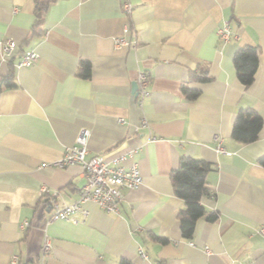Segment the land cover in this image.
I'll list each match as a JSON object with an SVG mask.
<instances>
[{"label": "crops", "instance_id": "crops-1", "mask_svg": "<svg viewBox=\"0 0 264 264\" xmlns=\"http://www.w3.org/2000/svg\"><path fill=\"white\" fill-rule=\"evenodd\" d=\"M36 1L0 0V45L8 37L17 42L9 56L0 49V264H13L14 255L16 264H119L121 257L134 264H264L257 231L264 224V0H129L130 14L123 0H52L35 31ZM225 22L227 41L217 33ZM127 24L138 44L117 47L113 37ZM243 46L258 49L249 86L234 64ZM29 49L38 59L16 67ZM84 67L89 76L80 75ZM11 70L12 87L2 81ZM141 70L150 75L142 103L133 86ZM184 86L198 95L187 97ZM246 108L263 118L248 142L232 134ZM83 128L87 157L125 154L123 164L137 163L142 183L123 190L117 211L86 201L85 222L47 224L49 193L70 204L85 183L81 164L50 165ZM181 156L211 165L201 203L216 218H198L190 238L178 217L185 200L171 178ZM46 236L52 248L45 253Z\"/></svg>", "mask_w": 264, "mask_h": 264}, {"label": "built area", "instance_id": "built-area-1", "mask_svg": "<svg viewBox=\"0 0 264 264\" xmlns=\"http://www.w3.org/2000/svg\"><path fill=\"white\" fill-rule=\"evenodd\" d=\"M121 10L124 14H130L133 10V3L129 0H123L121 2ZM124 34L113 37V43L117 47L121 46H136L138 39L136 33L132 39L128 38V35L132 32L130 25H125L123 28ZM218 35L224 40H229L231 35L228 22H225L223 26L217 30ZM17 46V42L14 38L8 37L1 42L0 49L3 56L11 55ZM39 57V54L34 49L25 51L17 60L15 66H28L34 63ZM150 75L147 71H139L137 82V97L139 102L142 103L143 99L150 92L149 89ZM119 121L123 122V118H119ZM141 125H147L145 119L142 120ZM89 131L83 128L76 138V142L69 146L64 154L55 162L50 165H57L60 167L68 164L79 163L82 165L85 176V183L81 187L79 198L70 204H60L56 200V193H49V201L51 212L47 220V224L57 219H64L70 222H85L90 210L84 206L86 201H93L101 208L107 211H117L118 203L123 197V190L127 188H136L142 183V173L137 163H132L130 166H125L123 160L125 154H119L111 159H106L104 155H93L87 157V140ZM217 141V149L223 150L222 137L215 135ZM46 165V164H45ZM46 185L41 186L43 193L48 192ZM28 221L21 224V227H26ZM258 232L264 235V224L258 228ZM193 244V242H190ZM52 248L51 239L46 236L43 251L49 252ZM206 250H209L208 246H205ZM140 255L144 258L147 257L146 252L140 248ZM17 256H13V264L17 263ZM246 264H252L247 262Z\"/></svg>", "mask_w": 264, "mask_h": 264}, {"label": "trees", "instance_id": "trees-1", "mask_svg": "<svg viewBox=\"0 0 264 264\" xmlns=\"http://www.w3.org/2000/svg\"><path fill=\"white\" fill-rule=\"evenodd\" d=\"M51 1H36L37 21L34 28L35 31L39 29L38 27L44 18V12ZM234 64L240 80L247 86L251 85L255 80V72L259 64L258 49L253 46L241 47L235 53ZM80 75L89 76V69L84 67ZM207 78L198 77L201 80ZM2 81L7 86H15L13 71L11 70ZM183 90L187 97L191 99L195 98L199 93L198 90L186 86L183 87ZM262 126L263 118L257 112L251 108L241 109L236 117L232 134L240 140L253 141L258 137ZM259 162L264 165V155L259 158ZM210 168V163L203 159L181 156L179 165L171 173L175 193L185 200V207L180 209L178 217L182 234L186 238L192 237L198 218L202 216H208L211 220L216 218V213L208 212L201 203L202 196L209 193L206 174ZM160 238L161 241H166V239ZM119 264L134 263L128 258L121 257Z\"/></svg>", "mask_w": 264, "mask_h": 264}, {"label": "water", "instance_id": "water-1", "mask_svg": "<svg viewBox=\"0 0 264 264\" xmlns=\"http://www.w3.org/2000/svg\"><path fill=\"white\" fill-rule=\"evenodd\" d=\"M133 86L135 89H137V82H135V84Z\"/></svg>", "mask_w": 264, "mask_h": 264}]
</instances>
